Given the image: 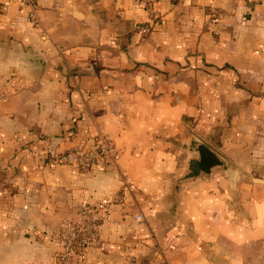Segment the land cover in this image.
<instances>
[{
    "label": "crops",
    "instance_id": "crops-1",
    "mask_svg": "<svg viewBox=\"0 0 264 264\" xmlns=\"http://www.w3.org/2000/svg\"><path fill=\"white\" fill-rule=\"evenodd\" d=\"M152 1L159 25L142 34L153 16L141 0H36L34 12L20 0H0V216L11 214L2 208L12 201L14 216L32 218L0 219L4 264L50 260L37 236L22 233L50 231L81 206L116 197L121 175L149 200L174 165L167 136L205 129L224 105L253 106L248 114L261 107L264 0ZM99 132L120 152L106 171L55 160L92 150ZM185 186L190 226L202 238L209 229L237 242L264 237L257 185L239 220L218 186L199 188L195 198L194 182ZM122 209L115 205L112 216L123 217ZM131 224L114 221L115 234L132 233ZM179 225L160 240L167 264H207ZM143 230L153 244L150 226Z\"/></svg>",
    "mask_w": 264,
    "mask_h": 264
},
{
    "label": "rangeland",
    "instance_id": "rangeland-1",
    "mask_svg": "<svg viewBox=\"0 0 264 264\" xmlns=\"http://www.w3.org/2000/svg\"><path fill=\"white\" fill-rule=\"evenodd\" d=\"M234 86L237 89L240 87L241 93L244 90L242 84ZM251 100L246 99L247 102ZM259 105L261 107H256L249 114L246 112L253 106L244 111L243 105L240 107L224 105L221 113H215L214 117L218 119L213 120L212 123H204L205 129L186 128L182 134L167 136V143L174 151V165L165 174L162 184L154 187L149 200H144L142 193H138L139 189L136 185L121 175L124 181L123 189L116 197L97 204L81 206L77 213L59 222L50 231L32 234V227L29 228L27 233L22 234L27 238L37 236L41 245L49 248L50 251L46 253L50 260L42 259L39 262L30 260L25 264H95L89 261L90 259L103 261L97 264H112L111 260L118 261L113 264H167L162 253L165 250L160 240L167 238L171 234L168 231L184 221V225H179L184 228L180 233L188 239H194L196 243L194 248H198L195 250V255L197 251L204 254L207 264H264V237L237 242L209 229L202 238L203 233H198L196 226L194 229L190 226L192 221L187 208L189 203L182 195L185 192V185L193 182L194 198L199 188L218 186L224 194L223 202L226 208H229V213L234 215L233 220L242 219L247 213V204L252 202L253 193L250 185L259 187L258 195L264 203V99ZM237 113L242 118L239 119L237 115L235 120L233 117ZM209 124H212L213 128L209 127ZM193 141L212 150L223 161L224 166L213 169L210 175L203 173L194 181H180L189 173L190 160L198 157L189 150ZM110 167L112 166L106 165L99 171H106ZM178 185H181L180 188H177ZM16 204L12 201L4 204L2 209L11 213L0 216L5 225L14 222V217L22 221H31V214L27 216L19 213L14 216V211L10 208ZM20 204L23 202L21 201ZM115 205L123 208V217L112 216ZM84 206L96 207L99 210L95 213L83 214L81 211ZM130 213L135 215L134 219ZM138 214L143 215L142 221L138 219ZM114 221L127 225L132 223L129 225L132 233L116 235ZM67 223L79 228L80 237L76 240L71 239L70 232L65 227ZM92 224L97 225L96 240L88 244L85 249H79V242L88 236V230L93 229ZM143 224L146 225L142 226ZM146 226H150L152 230L150 238L153 244L146 243L145 240L148 239L145 236L141 237L145 234L143 228ZM173 234L176 233H172L171 236ZM155 240H158L160 245L156 244ZM67 246H70L69 250ZM0 264H4V261L0 260Z\"/></svg>",
    "mask_w": 264,
    "mask_h": 264
},
{
    "label": "built area",
    "instance_id": "built-area-1",
    "mask_svg": "<svg viewBox=\"0 0 264 264\" xmlns=\"http://www.w3.org/2000/svg\"><path fill=\"white\" fill-rule=\"evenodd\" d=\"M20 2L35 11L36 0H20ZM142 3L146 7L149 8V14L152 19L146 25H142L140 27V32L142 34H148L153 29H155L159 24L158 19H156L155 14L152 10V0H141ZM46 37L44 36L43 39ZM120 152L119 150L112 144L107 136H105L102 132H99L97 137L95 138L93 149L85 151L82 148L72 149L70 152L66 154H62L56 157V161L61 164L72 165L78 168L81 172H95L101 170L104 166L109 165L113 166L116 164L119 158ZM99 210L96 207L84 206L81 213H95ZM139 220L142 219L141 216H138ZM66 229L70 232V237L72 240H76L80 237L79 228L75 227L71 223H67L65 225ZM96 227L97 225L92 224V228L88 230V236L84 240L79 242V249H85L88 244L94 242L96 240ZM70 249V246H67V250Z\"/></svg>",
    "mask_w": 264,
    "mask_h": 264
},
{
    "label": "water",
    "instance_id": "water-1",
    "mask_svg": "<svg viewBox=\"0 0 264 264\" xmlns=\"http://www.w3.org/2000/svg\"><path fill=\"white\" fill-rule=\"evenodd\" d=\"M189 150L194 152V154H197L198 157L190 160L189 173L180 181H194V179L199 178L203 173L210 175L212 174L213 169L224 166L223 161L203 144L193 141L191 142ZM180 186L178 185L177 188H180Z\"/></svg>",
    "mask_w": 264,
    "mask_h": 264
}]
</instances>
